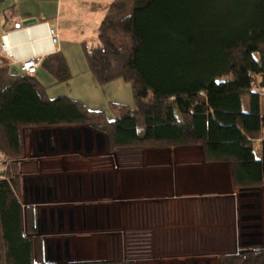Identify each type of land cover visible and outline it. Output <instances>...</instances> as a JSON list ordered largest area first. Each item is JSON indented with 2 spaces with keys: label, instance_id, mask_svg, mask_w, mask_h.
I'll return each instance as SVG.
<instances>
[{
  "label": "crops",
  "instance_id": "crops-1",
  "mask_svg": "<svg viewBox=\"0 0 264 264\" xmlns=\"http://www.w3.org/2000/svg\"><path fill=\"white\" fill-rule=\"evenodd\" d=\"M113 1L0 0V65L18 74L21 61L61 52L70 81L57 83L41 66L36 73L48 98H70L114 121L111 104L134 108L132 87L122 80L100 86L83 50L98 45ZM18 167L21 202L37 212L45 260L221 264L264 245L263 192L238 188L232 165L208 160L200 145L112 150L106 134L87 126L34 128ZM259 194L262 203L253 201ZM54 231L65 237L46 248L43 233Z\"/></svg>",
  "mask_w": 264,
  "mask_h": 264
},
{
  "label": "trees",
  "instance_id": "trees-1",
  "mask_svg": "<svg viewBox=\"0 0 264 264\" xmlns=\"http://www.w3.org/2000/svg\"><path fill=\"white\" fill-rule=\"evenodd\" d=\"M98 41L83 44L90 71L100 86L130 84L134 108L111 104L109 121L78 101L48 98L36 74L1 64L3 160L17 167L34 128L87 126L106 134L112 150L200 145L208 160L232 165L238 188L260 189L264 199V0H114ZM40 66L57 83L71 80L61 52ZM0 264L132 263L47 262L37 212L24 207L10 174L0 180ZM221 264H264V245Z\"/></svg>",
  "mask_w": 264,
  "mask_h": 264
},
{
  "label": "rangeland",
  "instance_id": "rangeland-1",
  "mask_svg": "<svg viewBox=\"0 0 264 264\" xmlns=\"http://www.w3.org/2000/svg\"><path fill=\"white\" fill-rule=\"evenodd\" d=\"M94 44H96V45L99 44L98 40H96L94 42ZM254 89L257 90V87H255ZM263 92H264V90H263ZM262 103H263V112H264V93H263V97H262ZM243 111L244 112H249L250 111V98L249 97H245L243 99ZM32 144H34V142ZM25 163H28V162H23L22 165L26 166ZM1 164H2V166L0 167V171H3L2 174H1L3 177H5V178L8 177L9 178L10 174L15 176L18 173V168L19 167H18V165H17V167H14L12 161L4 160L2 163H0V165ZM253 201H255V202L257 201L259 203H262V196L260 194L257 195L256 197H254ZM28 202L26 204H28V205L32 204L33 206H35L33 203H30V202L28 203ZM41 208H42V206L41 207H37V210L41 209ZM255 213L261 215L262 214V209L261 210L260 209L256 210ZM256 224H262V222L259 221ZM259 232H263V230L261 229V230H259ZM59 237H65V236L60 235L59 233H57V231H54V232H51V233L48 232V233H45V234L43 233V238H44V241L46 243V248H47V245H49L51 242L55 241ZM103 258L109 259L110 257H102V258H97V259H103ZM66 260H68V259L62 258V259L58 260L55 255L46 257V261L47 262H52V263L65 262Z\"/></svg>",
  "mask_w": 264,
  "mask_h": 264
},
{
  "label": "built area",
  "instance_id": "built-area-1",
  "mask_svg": "<svg viewBox=\"0 0 264 264\" xmlns=\"http://www.w3.org/2000/svg\"><path fill=\"white\" fill-rule=\"evenodd\" d=\"M49 37L54 45L58 44L59 36L56 29L49 30ZM2 50L7 53V46L5 45V43L2 44ZM39 66H40L39 60L35 58H29L20 62L19 70L22 73L33 75L38 72ZM1 166L2 164L0 165V167Z\"/></svg>",
  "mask_w": 264,
  "mask_h": 264
},
{
  "label": "water",
  "instance_id": "water-1",
  "mask_svg": "<svg viewBox=\"0 0 264 264\" xmlns=\"http://www.w3.org/2000/svg\"><path fill=\"white\" fill-rule=\"evenodd\" d=\"M36 21H30V22H28L27 24H32V23H35Z\"/></svg>",
  "mask_w": 264,
  "mask_h": 264
}]
</instances>
